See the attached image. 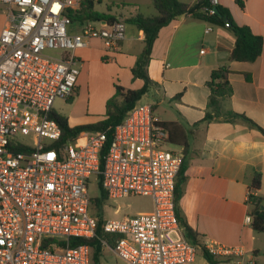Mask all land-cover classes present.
Wrapping results in <instances>:
<instances>
[{"label": "built area", "instance_id": "2783aa9c", "mask_svg": "<svg viewBox=\"0 0 264 264\" xmlns=\"http://www.w3.org/2000/svg\"><path fill=\"white\" fill-rule=\"evenodd\" d=\"M218 5L208 0L200 12L211 15ZM0 7V264H90L88 244L70 240L95 237L98 220L102 233L117 236L112 248L102 241L103 248L124 264H194L198 247L185 239L175 214L182 155L166 147L153 105L136 103L114 126L102 167L105 132L62 141L51 117L55 100L75 94L81 66L75 52L93 39L106 53L116 51L125 19L73 22L83 0H0ZM93 175L107 200L146 196L151 210L95 217L87 192ZM251 195L248 190L249 205ZM251 222L249 212L243 223ZM202 247L214 259L255 264L241 246L204 240Z\"/></svg>", "mask_w": 264, "mask_h": 264}, {"label": "crops", "instance_id": "0c3cea01", "mask_svg": "<svg viewBox=\"0 0 264 264\" xmlns=\"http://www.w3.org/2000/svg\"><path fill=\"white\" fill-rule=\"evenodd\" d=\"M91 1L95 11L112 18L156 15L151 0ZM178 1L194 4L196 0ZM239 1L242 7L234 0H219V6L230 12L236 25L246 26L262 38V51L256 62H228L234 44L232 33L182 14L157 33L146 68L153 85L141 98L153 105L156 116V110L162 107L164 119L160 121L175 123L172 139L186 144L185 149L181 144L170 146L184 161L185 178L178 206L187 225L201 241L241 246L246 251L244 259L252 258L257 264L260 249L253 245L255 231L243 219L251 212L246 195L254 173L260 174L261 184L252 195L264 199V137L242 119L219 117L201 122L207 111L211 72L227 65L231 71V95L223 101L225 104L227 100L224 110L243 114L264 129V0ZM208 28L211 31L205 33ZM143 37L141 31L125 22V38L116 51L106 53L102 42L93 39L76 51L78 55L75 52L81 62L82 57L99 62L104 82V91L99 94V120L106 100L114 94V85L126 89L142 86L141 80L132 78L130 69L142 52ZM244 74H248V80ZM79 94L77 78L75 94L68 101H76ZM71 115L65 116L69 127ZM217 260L218 264H235L232 258Z\"/></svg>", "mask_w": 264, "mask_h": 264}, {"label": "trees", "instance_id": "16d2710c", "mask_svg": "<svg viewBox=\"0 0 264 264\" xmlns=\"http://www.w3.org/2000/svg\"><path fill=\"white\" fill-rule=\"evenodd\" d=\"M85 8L79 14L71 15V20L82 22L83 20H101L111 22L114 18L109 17L107 14L99 13L94 10L91 0H83ZM235 2L242 7L239 0ZM152 7L156 11V15L153 17H143L141 15H135L128 18L125 22L136 27L137 30L143 33V49L138 55L133 67L130 69L133 79H139L143 82L139 89H126L118 85H114V94L106 100L105 111L102 119L91 125H83L76 127H69L64 117L55 113L51 114V117L58 123L61 129L62 141L75 137L78 133L83 131L90 132H105L106 140L100 152V166L103 164V156L112 140V131L126 115V113L141 99V97L148 91V88L153 85V82L147 75V65L150 60V53L152 45L155 41L158 31L167 26L176 17L182 14H188L193 18L203 20L210 25L224 26L225 22L229 23L227 30L230 31L234 37V44L228 56V62H241V63H254L256 62L262 51V38L258 35L252 34L250 29L246 26L236 25L229 12L221 6L215 7V12L211 15L200 12L201 7L208 5V0H200L194 4H187L178 0H151ZM231 71L227 65H223L213 70L210 75V79L207 82L209 88V95L207 99V111L204 114L201 122H208L216 118L222 117L223 119H242L251 129L258 131L264 137V129H262L253 120L246 117L243 114L234 113L232 111H225L223 101L226 97L231 95V87L229 85L228 76ZM246 80H248V74H244ZM161 125L167 131L168 143L182 145L186 148L185 142H175L172 139L174 135V128L177 127L175 123H164ZM175 142V143H174ZM184 161L182 157V163L176 178L174 196H175V214L185 239L192 245L198 247V252L201 253L203 259L208 264H218V260L211 257L202 247V241L199 240L198 235L192 231L187 225L178 206V200L182 194L181 184L184 181ZM261 177L259 173H254L250 184L249 190L257 191L260 188ZM97 187L100 192L101 201L106 200V195L103 192L100 183L99 176L97 177ZM96 205L99 204V200H92ZM252 222L251 228L255 232L264 233V199L251 195L250 197ZM101 220H98V227L96 229V236L87 240H70V245L86 243L90 247L91 261L90 264H99L100 258L103 252L102 241L112 248L116 235H107L102 233L100 229Z\"/></svg>", "mask_w": 264, "mask_h": 264}, {"label": "rangeland", "instance_id": "374dc122", "mask_svg": "<svg viewBox=\"0 0 264 264\" xmlns=\"http://www.w3.org/2000/svg\"><path fill=\"white\" fill-rule=\"evenodd\" d=\"M96 6V9L99 10V5L96 4ZM1 11L2 7H0V27L2 21ZM141 14L145 16V11ZM76 54L78 55L77 52ZM81 60L83 63L80 61V75L78 77L80 81L79 98L74 102L55 100L53 103V113L62 116L65 119L70 113H72L69 120V125L71 127L91 125L99 121V111L101 109L99 105V94L104 91L103 76L99 73V62L88 61L85 57H82ZM145 102V98H141L137 103L142 104ZM226 102L227 100L225 101L224 108ZM161 110L162 107H159L156 110L159 120L164 119ZM166 147L170 150L173 148L169 143ZM87 192L93 201L96 199L99 200V204L96 205L93 203L90 209L92 215L99 219H121L123 217H130L151 210V200L146 196H128L115 201L107 199L101 201L100 192L97 187V177L95 175L91 176L87 182ZM253 235L255 238L253 245L260 249V253L256 259L257 264H264V233L255 232ZM203 260L201 253L197 252L195 264H203ZM99 264L124 263L116 259L110 248L105 247L103 248Z\"/></svg>", "mask_w": 264, "mask_h": 264}]
</instances>
